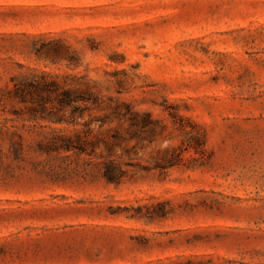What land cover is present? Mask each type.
<instances>
[{
    "label": "rangeland",
    "instance_id": "1",
    "mask_svg": "<svg viewBox=\"0 0 264 264\" xmlns=\"http://www.w3.org/2000/svg\"><path fill=\"white\" fill-rule=\"evenodd\" d=\"M42 72L99 97L84 120L130 174L56 184L1 155L0 264H264V0H0V88Z\"/></svg>",
    "mask_w": 264,
    "mask_h": 264
},
{
    "label": "trees",
    "instance_id": "2",
    "mask_svg": "<svg viewBox=\"0 0 264 264\" xmlns=\"http://www.w3.org/2000/svg\"><path fill=\"white\" fill-rule=\"evenodd\" d=\"M36 53L40 55L42 50H36ZM10 81L11 86L0 88V104L5 107L12 101L21 107L11 112L12 118H0V156H7L11 163L23 167L29 161L27 155L46 157L44 160L34 157L33 169L45 162L48 170L40 173L56 184L80 178L88 181L104 179L120 185L129 177L131 165L124 161L123 156L110 153L119 136L100 134L92 120H84L85 112L98 101V96L66 89L44 72L13 76ZM124 105L119 116H128L132 127L152 131L161 127L148 113L136 111L129 104ZM53 125L71 126L72 129H58ZM182 131L189 137L184 149L193 148L201 153L203 134L197 129L194 133ZM101 145H104L105 153L97 152ZM179 151H174L165 164L157 167L168 169L178 165L184 150Z\"/></svg>",
    "mask_w": 264,
    "mask_h": 264
}]
</instances>
